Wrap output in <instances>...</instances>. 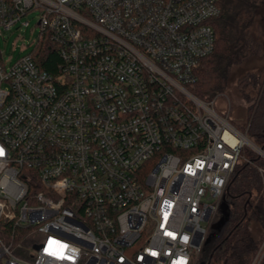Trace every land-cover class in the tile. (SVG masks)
Returning <instances> with one entry per match:
<instances>
[{"label": "built area", "instance_id": "built-area-1", "mask_svg": "<svg viewBox=\"0 0 264 264\" xmlns=\"http://www.w3.org/2000/svg\"><path fill=\"white\" fill-rule=\"evenodd\" d=\"M221 2L0 0V33L40 27L32 53L0 48L1 264L197 263L238 166L264 179V151L190 89Z\"/></svg>", "mask_w": 264, "mask_h": 264}, {"label": "trees", "instance_id": "trees-1", "mask_svg": "<svg viewBox=\"0 0 264 264\" xmlns=\"http://www.w3.org/2000/svg\"><path fill=\"white\" fill-rule=\"evenodd\" d=\"M263 7L264 0H222L221 15L212 21L214 52L199 62L197 82L190 87L199 99L212 101L226 94L239 68L261 55L254 26ZM35 58L43 70L56 73L60 57L56 49L48 48L47 42L39 46ZM236 82L238 93L248 106L247 123L239 129L264 151V66L241 74ZM248 156L264 168L258 155ZM225 200L230 206L229 222L206 242L196 264H252L264 245V179L253 166H238ZM15 229L10 223L0 222V237L9 241ZM15 254L30 259L27 242ZM260 264H264V257Z\"/></svg>", "mask_w": 264, "mask_h": 264}, {"label": "rangeland", "instance_id": "rangeland-1", "mask_svg": "<svg viewBox=\"0 0 264 264\" xmlns=\"http://www.w3.org/2000/svg\"><path fill=\"white\" fill-rule=\"evenodd\" d=\"M259 15L254 26V33L259 37L261 44V55L253 58L251 61L246 62L237 72V77L247 72H255L264 66V7L260 9ZM37 13H33L21 20V23L13 27L11 30H2L0 33V48L3 52L5 59L16 61L19 58L33 52L34 44L39 38L40 27L38 22ZM28 22L26 27L24 24ZM255 70V71H254ZM236 80L228 87L227 93L218 97L215 103L217 110L226 112L230 115L231 121L240 128L247 123V105L241 99L237 90ZM240 126V127H239ZM251 151V150H250ZM252 154L253 151H251ZM28 246V244H27ZM30 254L34 255V250H30Z\"/></svg>", "mask_w": 264, "mask_h": 264}, {"label": "water", "instance_id": "water-1", "mask_svg": "<svg viewBox=\"0 0 264 264\" xmlns=\"http://www.w3.org/2000/svg\"><path fill=\"white\" fill-rule=\"evenodd\" d=\"M230 206L224 199L221 203L220 210H219V219L213 224L211 233L207 238V243L211 240V238L216 234V232L222 230L227 223L229 222L230 213H229Z\"/></svg>", "mask_w": 264, "mask_h": 264}]
</instances>
